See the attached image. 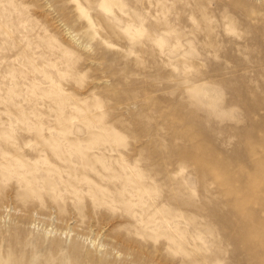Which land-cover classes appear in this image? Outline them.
<instances>
[{
  "label": "rangeland",
  "instance_id": "obj_1",
  "mask_svg": "<svg viewBox=\"0 0 264 264\" xmlns=\"http://www.w3.org/2000/svg\"><path fill=\"white\" fill-rule=\"evenodd\" d=\"M0 264H264V0H0Z\"/></svg>",
  "mask_w": 264,
  "mask_h": 264
}]
</instances>
